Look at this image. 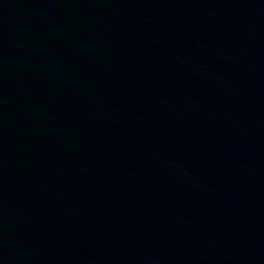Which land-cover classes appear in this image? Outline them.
Listing matches in <instances>:
<instances>
[{
	"label": "water",
	"instance_id": "95a60500",
	"mask_svg": "<svg viewBox=\"0 0 264 264\" xmlns=\"http://www.w3.org/2000/svg\"><path fill=\"white\" fill-rule=\"evenodd\" d=\"M0 264H264V0H0Z\"/></svg>",
	"mask_w": 264,
	"mask_h": 264
}]
</instances>
